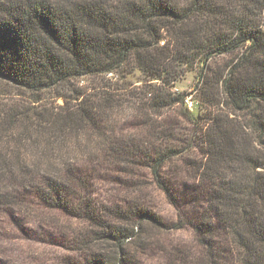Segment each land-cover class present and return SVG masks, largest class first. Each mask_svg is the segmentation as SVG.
I'll return each mask as SVG.
<instances>
[{"label":"trees","instance_id":"1","mask_svg":"<svg viewBox=\"0 0 264 264\" xmlns=\"http://www.w3.org/2000/svg\"><path fill=\"white\" fill-rule=\"evenodd\" d=\"M192 68L195 98L208 115L189 111L192 93L172 92ZM127 70L150 82L129 102L147 129L144 139L124 141L110 129L126 109V86L96 93L78 86ZM0 84L34 95L32 103L47 92L63 98L49 112L0 101V194L21 189L79 220L78 245L90 251L83 264H135L132 248L149 244L154 230L186 226L200 251L196 264H264V0H0ZM174 108L191 125L185 140L175 138L176 127L164 139L152 124ZM106 159L124 177L145 160L175 208L162 173L182 162L198 183L203 211L166 225L121 176L126 197L96 201L90 176ZM6 199L14 205L18 197Z\"/></svg>","mask_w":264,"mask_h":264},{"label":"rangeland","instance_id":"2","mask_svg":"<svg viewBox=\"0 0 264 264\" xmlns=\"http://www.w3.org/2000/svg\"><path fill=\"white\" fill-rule=\"evenodd\" d=\"M162 44V43H161ZM160 44V45H161ZM129 70V69H128ZM122 74H107L100 78H82L79 87H83L92 93L102 90L105 85L110 87H127L121 94V99L125 101L124 109L119 117L113 120L114 134L116 137L127 141L129 138L144 139L147 129L138 125L141 118H135L130 107L132 101H139L143 97V91L147 79L139 71H128ZM199 81L197 68L187 69L178 80L172 84V92L192 93L189 99L190 108L194 116L199 112L208 115V110L198 105V99L193 88ZM157 85L156 82H151ZM8 92L0 95V101H16L17 107L34 108L41 111L45 107L48 112L64 106L63 98H57L54 92H47L38 103H32L35 96L22 91H17L11 87H4L0 84V92ZM215 112V109H210ZM138 119V121H137ZM156 133L167 139L171 133V127H176L177 131L173 135L177 139H187V133L191 125L179 113L177 108L167 110L162 117L156 119ZM138 125V126H137ZM205 125L200 123L197 126V139L201 140V135ZM185 134V135H184ZM157 137V136H156ZM196 139V140H197ZM195 140V141H196ZM159 141V140H155ZM160 142V141H159ZM177 143V142H176ZM179 145V144H177ZM180 147V146H179ZM199 148L196 146L194 152L197 154ZM197 157V155H195ZM192 157V156H191ZM201 158V155L199 154ZM103 164L97 166L96 173L90 176V189L98 202L109 203L126 197L129 190L124 184L116 179L121 176L117 170L114 159L102 160ZM142 164L137 166L134 173H127L128 176H121L131 180L132 189L142 191L146 194L147 204H151L154 215L166 225H173L177 222L179 215L185 220L195 217L201 213L205 207L200 193H196L194 188L197 182L190 178L188 167L182 162H173L163 170L164 179L171 184L178 200V207L175 208L169 203L165 195L155 185L149 167ZM9 194H0V264H83L87 252H83L78 245V231L82 226L79 220L69 218L58 210H51L44 206L34 195L26 193L24 190L8 191ZM140 194V193H139ZM18 197L14 199V205L8 204L6 197ZM17 200H24L27 204L20 205ZM149 234L152 233L150 227L147 228ZM154 237L144 248H132V261L135 264H196L200 259V251L196 242L194 232L190 226L180 230H170L157 232L154 230ZM218 241H224L223 238ZM85 251V249H83ZM184 254L188 257L183 260ZM182 257V260L178 258Z\"/></svg>","mask_w":264,"mask_h":264},{"label":"built area","instance_id":"3","mask_svg":"<svg viewBox=\"0 0 264 264\" xmlns=\"http://www.w3.org/2000/svg\"><path fill=\"white\" fill-rule=\"evenodd\" d=\"M186 104H187L188 108H190V103H189V99L188 98L186 100Z\"/></svg>","mask_w":264,"mask_h":264}]
</instances>
